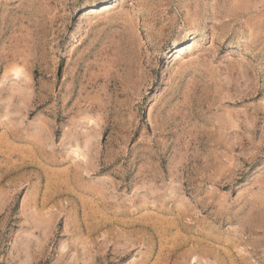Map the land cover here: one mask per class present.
Listing matches in <instances>:
<instances>
[{"label":"rangeland","instance_id":"rangeland-1","mask_svg":"<svg viewBox=\"0 0 264 264\" xmlns=\"http://www.w3.org/2000/svg\"><path fill=\"white\" fill-rule=\"evenodd\" d=\"M0 264H264V0H0Z\"/></svg>","mask_w":264,"mask_h":264},{"label":"bare ground","instance_id":"bare-ground-1","mask_svg":"<svg viewBox=\"0 0 264 264\" xmlns=\"http://www.w3.org/2000/svg\"><path fill=\"white\" fill-rule=\"evenodd\" d=\"M190 46H182V48H180V53H182L183 51L187 50ZM181 54L178 55V57H180Z\"/></svg>","mask_w":264,"mask_h":264}]
</instances>
